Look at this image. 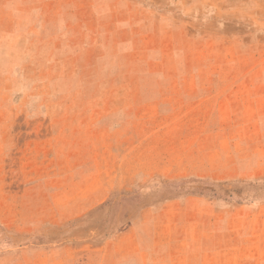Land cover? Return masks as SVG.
I'll use <instances>...</instances> for the list:
<instances>
[{
	"label": "rangeland",
	"instance_id": "rangeland-1",
	"mask_svg": "<svg viewBox=\"0 0 264 264\" xmlns=\"http://www.w3.org/2000/svg\"><path fill=\"white\" fill-rule=\"evenodd\" d=\"M0 264H264V0H0Z\"/></svg>",
	"mask_w": 264,
	"mask_h": 264
}]
</instances>
